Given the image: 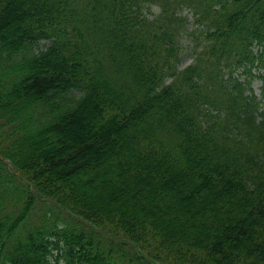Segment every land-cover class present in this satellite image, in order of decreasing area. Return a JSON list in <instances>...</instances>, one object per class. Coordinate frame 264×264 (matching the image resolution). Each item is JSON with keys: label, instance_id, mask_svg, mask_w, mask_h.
<instances>
[{"label": "trees", "instance_id": "1", "mask_svg": "<svg viewBox=\"0 0 264 264\" xmlns=\"http://www.w3.org/2000/svg\"><path fill=\"white\" fill-rule=\"evenodd\" d=\"M0 264H264V0H0Z\"/></svg>", "mask_w": 264, "mask_h": 264}, {"label": "rangeland", "instance_id": "2", "mask_svg": "<svg viewBox=\"0 0 264 264\" xmlns=\"http://www.w3.org/2000/svg\"><path fill=\"white\" fill-rule=\"evenodd\" d=\"M153 11H157V8L154 7L153 8ZM184 14L187 15L189 17V27L192 28L193 26V16H192V13H189L188 11H184ZM193 40L191 39V37L187 36V34L184 35V37L182 38V44H183V47H184V50L186 51V53H189L185 60H184V63H187L190 61L191 59V56H190V49L192 48L193 46ZM261 86V82L259 80H257L255 83H254V88L256 89V91L259 90V87Z\"/></svg>", "mask_w": 264, "mask_h": 264}]
</instances>
